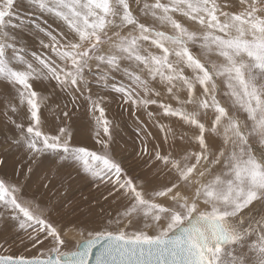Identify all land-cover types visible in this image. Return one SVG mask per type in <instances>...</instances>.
<instances>
[{"label": "snow or ice", "instance_id": "obj_1", "mask_svg": "<svg viewBox=\"0 0 264 264\" xmlns=\"http://www.w3.org/2000/svg\"><path fill=\"white\" fill-rule=\"evenodd\" d=\"M29 2L67 32L57 39L44 30L50 42L41 45L52 55L27 52L18 35L24 18L16 0H0V82L18 101L5 104V122L14 130L10 143L23 148L29 161L51 157L76 166L105 185L123 210L95 228L79 226L87 239L69 249L67 228L52 219L55 209L26 192L31 167H17L13 176L0 175V225L26 233L20 243L34 254L14 253L5 240L0 264H264V0H239L238 12L226 10L236 6L234 0ZM185 21L199 28L190 30ZM93 77L97 87H110L131 105L133 115L157 105L164 116L198 129L188 141L198 150L178 155L176 134L165 125H159L164 143L173 140L167 152L142 141L138 155L147 156L146 168L167 175V184L149 188L115 158L102 98L91 96ZM34 82L71 94L74 105L77 94L88 93L99 149L74 144L67 126L45 130L42 108L50 96ZM157 84L180 107L153 98L160 95ZM180 91L186 100L176 95ZM209 111L214 119L206 126L199 117ZM141 133L151 136L146 127L137 129Z\"/></svg>", "mask_w": 264, "mask_h": 264}, {"label": "rangeland", "instance_id": "obj_2", "mask_svg": "<svg viewBox=\"0 0 264 264\" xmlns=\"http://www.w3.org/2000/svg\"><path fill=\"white\" fill-rule=\"evenodd\" d=\"M218 3L223 4L225 0H218ZM234 3L236 6L226 10L232 12L240 11L239 0H234ZM16 4L17 12L20 17L24 18V24L26 23L22 25V30L18 33L20 42L25 47L27 45L37 46L41 50L40 53H44L40 55H49L47 51L50 49H45L40 45V32L44 35L45 31L43 32V30H48L59 34L61 31L65 32L67 29L64 28L66 27L62 22L54 21L53 17L37 12L38 10L30 5L29 0H16ZM30 20L35 21V27ZM185 24L190 30L199 28L194 22L185 21ZM50 25V29H54L60 25L61 31L49 30ZM38 28L41 29L39 32L36 30ZM160 30L168 31L167 28H161ZM58 34L55 35L60 39ZM30 46H27V48ZM193 51L195 53L200 52L199 48H194ZM211 58L213 60L218 59L216 56H212ZM155 87L160 92V95L153 98L173 108L180 107L177 99L172 94L167 93L165 88L158 84ZM221 87H223L222 84ZM35 89L44 96H50L47 107L42 108V118L46 131L54 133L58 127L67 126L73 134L74 144L86 146L90 149H99L100 146L94 140L96 126L88 112L89 103L85 98L88 95L87 92H85L84 96L77 94L78 99L74 105L71 94L53 91L47 84H42ZM199 92L200 89L197 86L196 94L199 95ZM176 95L180 100L187 99L186 91H180ZM91 96L93 100L102 98V107L105 109L107 119L111 122V133L114 138L111 145L113 155L117 160L122 162L123 167L128 171L130 176H139L141 180L147 182L149 188H158L161 185L167 184L169 179L167 175L157 174L155 167L151 170L146 168L144 160L147 159V156L142 159L138 155L144 146L142 141L145 139L150 150L159 144L167 152L169 146L173 144L171 137H169L167 145L164 143V133L160 131L159 125L162 124L167 128H171L176 134L175 146L173 148L174 155L182 154L185 149L198 150V146L195 143L188 142L190 138L198 134V129L184 124L177 117L164 116L162 109L157 105L149 106L147 111L141 108L133 115L131 105L124 104L120 95L112 91L110 87H97L94 77L92 78ZM220 99L227 106L226 98L221 96ZM12 102L18 103V101H13V96L9 92H3L0 89V159L5 161L4 165L0 166V175L6 177L13 176L14 170L26 163L27 165L23 166V171L27 172L29 167L32 169L26 181L27 194L35 195L46 206L54 208L55 211L52 214V219L58 225L65 226L67 231L75 232L80 241L87 239L86 231L85 235L81 236L80 232L82 229L79 226L83 225V228L86 230L101 225L110 216L115 217L118 212L123 210L122 202L108 196L105 185L93 183L90 178L82 175L80 170L74 165L59 162L57 159L51 157L34 158V161L29 162L24 149L17 148L10 143L14 130L10 124H6L4 112L5 104ZM186 107L189 111L193 110L192 105H187ZM64 111L69 113L68 117L63 115ZM148 112L154 115L150 118ZM8 114L12 115L11 112ZM13 118L19 122L18 117L14 116ZM199 119L206 126H210L214 116L211 111L206 115L202 112ZM24 123L26 126L28 121L24 120ZM142 127H146L151 136L145 137L143 133L138 135L137 129ZM182 134H186L183 141L180 139ZM216 143H219V140ZM45 185H47V188H45ZM72 225H76L77 227L74 228ZM21 239L27 240L26 233L16 230L10 224L0 225V243L7 240V244L4 247H11L12 251L17 254H34V252L25 251L20 243ZM65 239L68 241L69 249H73L78 245L71 242V238L67 239L66 235Z\"/></svg>", "mask_w": 264, "mask_h": 264}, {"label": "bare ground", "instance_id": "obj_3", "mask_svg": "<svg viewBox=\"0 0 264 264\" xmlns=\"http://www.w3.org/2000/svg\"><path fill=\"white\" fill-rule=\"evenodd\" d=\"M38 12V11H37ZM33 14V13H32ZM35 15V14H34ZM30 18V17H29ZM41 18V17H40ZM37 19V18H36ZM39 20V19H38ZM54 21H55V19H54ZM57 22V21H56ZM59 22V21H58ZM26 24V23H25ZM24 24V25H25ZM49 24V23H48ZM63 24V23H62ZM38 25V24H37ZM39 26V25H38ZM25 27V26H24ZM51 28V25H50V27H49V30H55L56 32H60L61 31V29H60V25L58 26V27H56V28H54V29H50ZM62 28V27H61ZM64 28V27H63ZM35 29V28H34ZM64 29H66V28H64ZM63 29V30H64ZM29 30V29H28ZM37 30V29H36ZM67 31V30H66ZM65 31V32H66ZM30 32V31H29ZM39 32V31H38ZM43 32H44V30H43ZM64 32V31H63ZM52 34L53 35H55V34H58V33H55V32H53L52 31ZM39 35V34H38ZM37 35V36H38ZM26 37V36H25ZM57 39H58V37H57ZM39 40H41V41H43V43H49L50 41H49V37L47 36V35H43L41 32H40V35H39ZM31 41V40H30ZM41 41H40V45H41ZM27 46H30V45H27ZM27 46L25 47V49H26V51L27 52H34V53H36L37 55H40V54H44V53H40V49L36 46V47H34V46H30L29 48H27ZM38 48V49H37ZM35 49V50H34ZM47 53L49 54V55H52V53H51V50H49V51H47ZM30 58V57H29ZM42 84H40V83H35L34 82V88H38V87H40ZM44 86V85H43ZM0 89L3 91V92H9V94H11L12 96L14 95L13 93H12V91H11V89L10 88H8L7 86H6V83L5 82H0ZM58 102V101H57ZM25 158V157H24ZM29 161V160H28ZM27 161V162H28ZM30 162V161H29ZM13 163V162H12ZM25 165H27L26 163H24V165L23 166H25ZM30 166V165H29ZM52 169V168H51ZM50 172V171H49ZM51 172H52V170H51ZM12 174V173H11ZM50 174V173H49ZM53 174V173H52ZM55 174V173H54ZM59 174H60V172H59ZM53 176V175H52ZM59 176V175H58ZM60 177V176H59ZM62 181V180H61ZM66 238L67 239H70L71 238V242H74V243H77L78 244V242H82V241H80L79 240V237L76 235V233L75 232H73V231H67V233H66Z\"/></svg>", "mask_w": 264, "mask_h": 264}, {"label": "water", "instance_id": "obj_4", "mask_svg": "<svg viewBox=\"0 0 264 264\" xmlns=\"http://www.w3.org/2000/svg\"><path fill=\"white\" fill-rule=\"evenodd\" d=\"M94 251H95V249H94ZM90 259H94V257H90Z\"/></svg>", "mask_w": 264, "mask_h": 264}]
</instances>
